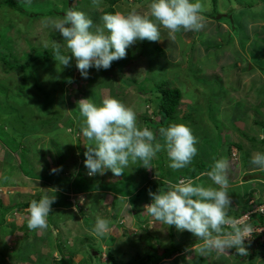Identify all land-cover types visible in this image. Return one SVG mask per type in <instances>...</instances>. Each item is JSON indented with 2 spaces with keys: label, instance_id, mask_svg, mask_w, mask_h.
Segmentation results:
<instances>
[{
  "label": "rangeland",
  "instance_id": "374dc122",
  "mask_svg": "<svg viewBox=\"0 0 264 264\" xmlns=\"http://www.w3.org/2000/svg\"><path fill=\"white\" fill-rule=\"evenodd\" d=\"M14 1V9L0 8V53L8 52L21 62L32 52H54L57 42L62 54H69L62 35L46 25V19L62 18L74 7L99 24L100 17L111 10L106 0H101L99 7H94L92 0ZM150 2L120 0L114 9L122 13L133 8L145 11ZM202 2L207 9L203 13V30L181 31L175 41H169L167 31L161 28V41H137L126 50V58L122 59L126 63L122 68L95 70L83 78L75 58L70 66L63 67L52 57L50 62L39 59L31 63L24 79L22 71H7V66L0 61V86L6 89H0L1 139L13 148L21 146L27 151L13 152L7 149L5 142H0V201L12 205L28 201L37 194L51 193L52 185L34 174L50 175L61 170L57 175L61 174L68 182L80 166L83 165V171L87 169L84 164L86 141L81 134L77 104L82 98L99 105L106 96L115 97L135 110L141 127L146 126L154 132L149 123L159 121L154 114V101L159 94L149 95L156 83H166V87H177L182 91L177 117L187 120L183 124L198 139V154L187 167L201 159L212 164L214 160L227 159L231 204L247 206L249 194L253 192H258L252 197L254 199L262 196L264 170L250 161L253 153H264V139H260L264 135V0ZM70 74L73 78L64 81ZM34 79L48 96L35 86ZM142 84L140 88L147 87L148 95L136 88ZM11 138L17 143H10ZM157 141L164 143L161 137H157ZM236 142L243 145L240 153L234 145ZM157 154L164 155V169L169 173L167 153ZM157 156L154 161L159 159L160 155ZM152 161V169L144 168L142 163L136 168L137 161L119 177L111 170L105 171L102 181L120 182V188L131 190L132 195L128 197L107 190L86 194L66 192L63 202L70 206L53 208L49 215L51 219L48 217V229L44 232L30 231L26 236L25 210L7 214L6 220L10 224L5 228L9 233L4 230L0 233V264H60L59 244L65 251H76L72 264H113L109 255H114L120 263L127 262L132 257L154 254L173 241L180 248L192 245L197 241L192 233L161 225L144 213V205L152 200L151 190L140 202L137 201L139 197H134L148 183L158 181L157 168ZM19 163L21 169L32 173L33 178L19 175L15 170ZM251 177L256 179L240 183ZM196 182L215 187L207 176ZM159 188L162 187L151 192H157ZM81 198L83 203H80ZM233 210L241 209L230 208L232 217ZM98 216L111 222L109 233L102 238L93 233ZM244 217L243 214L237 220ZM257 217L264 223V216ZM259 241L262 238L254 235L245 240L250 252L257 247L260 249L261 254L254 264H264V247L258 245ZM193 245L189 251L174 254L160 264H216L219 261L221 264H247L249 261L248 256L234 259L236 249L232 248L228 255L213 251L211 259L216 262H211L209 257L197 255L194 249L198 244ZM90 253L97 258H88ZM202 258H207V262H201Z\"/></svg>",
  "mask_w": 264,
  "mask_h": 264
},
{
  "label": "clouds",
  "instance_id": "9594fccd",
  "mask_svg": "<svg viewBox=\"0 0 264 264\" xmlns=\"http://www.w3.org/2000/svg\"><path fill=\"white\" fill-rule=\"evenodd\" d=\"M100 3L101 0H92L94 7H99ZM206 10L202 0H151L145 11L133 8L127 13H105L99 24L74 7L69 8L62 18L46 19L44 23L62 35L69 53L62 54L60 43H55L54 59L57 63L68 67L75 58L81 76L87 78L90 68L107 70L114 61L126 58V50L137 41H161V28L167 31L169 41H175L181 31L200 32L205 27L203 13ZM77 104L81 134L87 148L84 164L89 176L103 175L106 170H111L119 177L138 160L144 168L152 169L151 161L161 151L167 153L172 170H181L198 154V139L185 124L173 123L159 128L164 141L161 144L152 130L138 124L135 110L115 97L106 96L99 105L82 98ZM260 139H264V135ZM250 162L264 170V153H253ZM228 169V160L221 158L214 160L210 170L200 174L207 176L215 187L197 183L199 176L196 180L182 178L176 183L167 182V189L149 192L152 200L144 205V213L161 225L192 233L197 238L198 246L194 251L199 256H207L213 251L218 255L228 254L232 248L240 256H247L245 240L251 238L253 228L264 225H258L257 221L253 226L249 224L258 219L257 214L246 222L237 220L243 215L237 219L229 215ZM54 201L55 197L47 194L38 201H30L25 209L29 230L44 232L48 229ZM83 202L81 198L80 203ZM247 207L244 215L249 210L248 203ZM110 223L98 216L94 235L106 236ZM254 236L261 237V234Z\"/></svg>",
  "mask_w": 264,
  "mask_h": 264
},
{
  "label": "trees",
  "instance_id": "16d2710c",
  "mask_svg": "<svg viewBox=\"0 0 264 264\" xmlns=\"http://www.w3.org/2000/svg\"><path fill=\"white\" fill-rule=\"evenodd\" d=\"M109 3V7L111 8L110 12L108 13H115V9L114 6L120 1V0H106ZM143 0H138V2H142ZM15 1L14 0H1L0 1V8L1 7H6V8H10V9H14L15 7ZM5 8V9H6ZM31 16H35V15H31ZM164 51V50H163ZM165 52V51H164ZM163 52V53H164ZM176 55V54H175ZM54 57V52H48L46 51L45 53L42 51H36V52H32L27 60L21 62L17 59H15L12 54L6 52V53H0V61L7 66V71H11V70H20L24 73L23 77L24 79L27 78V73L30 70V65L31 63H35L37 60H42L43 62H50L51 58ZM124 63H126L125 60H118V61H114L111 65V67L109 69H112L114 67H119L122 68L124 66ZM97 70L96 68H90L88 70V72H92ZM104 70V69H101ZM73 78V75L70 74V76L68 78H64V81L67 80H71ZM35 80V79H34ZM147 80H144V82ZM35 86L43 93L46 94L45 91H43V89L41 90L40 85H37V82L35 80ZM136 86V85H135ZM143 86L140 85L139 87H136L138 90H140V92H143L144 95H148V90L147 92L146 89H141L140 87ZM166 83H156L155 84V88L151 89V95L149 96H153L155 94H159L156 98V100L154 101V114L156 117L159 118L158 122L155 123H149V126H153L154 128V133L156 134L157 137H160V135L158 134V128L161 127H168L170 124L173 123H177V124H183L185 123L187 120H185L184 118H179L177 117V114L179 113V108L181 106V100H182V91L181 89L175 87H166ZM0 89H3L4 91H6L5 88L0 86ZM48 94V93H47ZM46 94V96H48ZM7 95V92H6ZM7 108L10 110L11 106H7ZM257 124V123H256ZM259 124V123H258ZM1 130L0 129V142H5L3 141L1 138H3L1 136ZM159 135V136H158ZM16 142V139H10V143L12 142ZM264 141V140H263ZM5 146L7 147V149H9L10 151H19V149H21V146L19 148H13L12 146H10L9 144H7L6 142L4 143ZM232 143H230L231 146ZM234 145L236 146V149L238 151V153H240L243 150V145L240 143H234ZM22 151H25V153H27L26 149H21ZM204 150V149H203ZM230 152V151H228ZM24 153V154H25ZM158 155V154H157ZM160 155V156H159ZM157 157L162 161L160 163L157 162V160H153L152 163H155L156 165V176H157V180L156 182L151 181L150 183H148L146 188H142L141 190H138L137 193L135 194L134 197H139L137 198V201L140 202V200L146 195L147 191L149 190H156V188L158 187H162V189H167V182L171 181L173 183H176L180 180V178H191L193 180H196V178L202 177L200 176V174L202 172H206L208 170H210L212 163L211 162H206L204 159H201L200 161L196 162L194 165L190 166V167H186L184 169L181 170H169V173H166L165 169H164V165H165V157L163 154H159ZM164 158V159H163ZM198 159V158H197ZM139 161V160H138ZM142 162L139 161L137 162V166L136 168H139V165ZM20 163L19 165L15 168V170L22 175H26L30 178L32 176V173L27 171V170H23L21 169ZM62 171L59 170L58 173H61ZM34 173V172H33ZM49 173V172H48ZM58 173L55 174H43V175H36L34 174V176L39 177L43 182H47L50 185H52L53 187V191L51 193H48L47 195H49L50 197H55V201L54 203L51 205V208H60V207H69L70 204L67 202H63V200H65V196H66V192L69 193H75V194H83V193H90V192H94V191H99V190H107V191H112L115 194H119L121 196L124 197H128L129 195H132L131 190H127V189H123L120 188V182L119 183H112V182H105L102 181L104 174H98L96 177H88V170L85 169V171H83V165L80 166L78 168V171L76 173V175H71V180L66 182L64 179V177H61V174L57 175ZM21 176H18L17 178H20ZM35 177V178H37ZM97 177H99L100 179L95 180ZM38 178V179H39ZM61 178V179H60ZM31 180H36V179H31ZM19 182V181H18ZM66 183V184H65ZM144 194V195H143ZM43 195L45 194H37V196H31V199L28 201H23V202H17L15 204L12 205H5L2 201H0V233H2V231L4 230V232L6 233L8 230L5 228L7 227L10 223H8V221L6 220V215L16 211V210H25L27 209V207L30 204V201H32L33 199L35 200H39ZM142 195V196H141ZM64 197V198H63ZM142 202V201H141ZM51 214V213H50ZM240 215H237L236 217H234L235 219L239 218ZM49 218L51 219V217L49 216ZM257 221L258 225H264V223L262 221H260V219H255ZM173 227V226H171ZM31 230H29L28 228L24 230V235L28 236L29 232ZM11 232V231H10ZM9 233V232H7ZM125 234H127V232L125 231ZM170 234H172V230L170 231ZM259 236V235H257ZM174 242V241H173ZM170 244V246H167L161 250H159L158 252L154 253V254H148L143 258H138V257H132L129 261L127 262H118V260L116 259V257L114 255H109L110 256V260L113 264H160L165 260H168L169 258H171L174 254L177 253H184L186 252L188 249H190V247H192L193 244L197 245L198 242L197 241H193L192 245L189 246H185V247H177V245L175 243ZM60 245L62 246V244H59L58 246V250L59 253L61 254V259L58 263L60 264H72V258L73 256L76 254V251L74 250H67L65 251V248H61ZM259 246L264 247V243L259 241L258 243ZM194 246V245H193ZM250 248H248V257H249V261L247 264H254L256 261V258L258 257V255L260 254V249L257 247L256 249L253 250V252L249 251ZM92 253V252H91ZM89 254V256H87L90 259H96L97 257H94L92 254ZM235 258L237 259L238 257L241 258V256L239 254H237V252H235L234 254ZM207 257H209L210 259L213 258V252L209 253L207 255ZM224 258V257H223ZM205 261V263L207 262V258H202L201 262ZM211 262H216L214 260H210ZM57 261H54V263H56ZM220 263V261H219ZM218 262L216 264H219ZM221 264V263H220ZM241 264V263H239Z\"/></svg>",
  "mask_w": 264,
  "mask_h": 264
},
{
  "label": "built area",
  "instance_id": "2783aa9c",
  "mask_svg": "<svg viewBox=\"0 0 264 264\" xmlns=\"http://www.w3.org/2000/svg\"><path fill=\"white\" fill-rule=\"evenodd\" d=\"M249 210L245 215L244 219L247 218V221L251 220L252 215H261L264 216V194L260 197L250 199L248 202ZM264 218V217H263ZM244 219L239 221L246 222ZM261 234L262 241L264 242V226L260 228H253L252 235ZM228 255V254H227Z\"/></svg>",
  "mask_w": 264,
  "mask_h": 264
},
{
  "label": "crops",
  "instance_id": "0c3cea01",
  "mask_svg": "<svg viewBox=\"0 0 264 264\" xmlns=\"http://www.w3.org/2000/svg\"><path fill=\"white\" fill-rule=\"evenodd\" d=\"M253 177H251L250 178V180H247V181H241L240 183H244V182H246V183H248V182H250L251 180H255L256 178H253ZM244 180V179H243ZM256 193H258V192H253V193H251V194H249L250 195V197L248 198V201L250 200V199H252V197L253 196H255L256 195ZM248 203V202H247ZM231 208H240L241 210H239L238 212H237V210H233V215H234V217H236L237 215H240V216H242L243 214H245V212L247 211V206L246 205H243V204H240V206H238V205H232L231 204ZM231 211H229V213H230ZM233 217V218H234ZM255 219H254V222H251V223H249V224H251V225H254L255 224ZM245 244H248V243H245ZM260 254H261V252H260Z\"/></svg>",
  "mask_w": 264,
  "mask_h": 264
}]
</instances>
